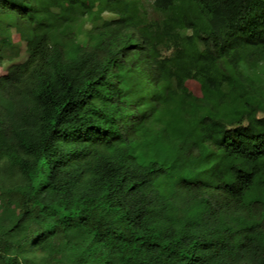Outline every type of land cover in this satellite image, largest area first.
<instances>
[{
	"label": "trees",
	"instance_id": "obj_1",
	"mask_svg": "<svg viewBox=\"0 0 264 264\" xmlns=\"http://www.w3.org/2000/svg\"><path fill=\"white\" fill-rule=\"evenodd\" d=\"M140 1L0 0V264H264V0Z\"/></svg>",
	"mask_w": 264,
	"mask_h": 264
},
{
	"label": "rangeland",
	"instance_id": "obj_2",
	"mask_svg": "<svg viewBox=\"0 0 264 264\" xmlns=\"http://www.w3.org/2000/svg\"><path fill=\"white\" fill-rule=\"evenodd\" d=\"M139 6L142 10L146 12L148 20L158 18L157 15L153 13L151 9V0H141L139 2ZM103 18L105 20L114 19L112 15H108V14L103 15ZM79 23H80L79 30L81 32L77 34V40L82 42L84 41V37H85L84 32L90 28V23L87 21H80ZM161 53L163 56L169 55V52H166L163 50L161 51ZM24 57H26L24 44L20 43L16 46H13L3 53L2 68L6 69L10 65L20 63L21 61L24 60ZM241 73L243 75H247V77L250 76L256 82L264 85V64L260 65L259 67H257L255 70H252V71H249V70L247 71L246 68L241 67Z\"/></svg>",
	"mask_w": 264,
	"mask_h": 264
}]
</instances>
